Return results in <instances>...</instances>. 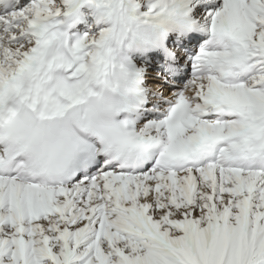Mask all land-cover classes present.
Masks as SVG:
<instances>
[{
    "label": "snow or ice",
    "instance_id": "snow-or-ice-1",
    "mask_svg": "<svg viewBox=\"0 0 264 264\" xmlns=\"http://www.w3.org/2000/svg\"><path fill=\"white\" fill-rule=\"evenodd\" d=\"M0 264H264V0H0Z\"/></svg>",
    "mask_w": 264,
    "mask_h": 264
}]
</instances>
